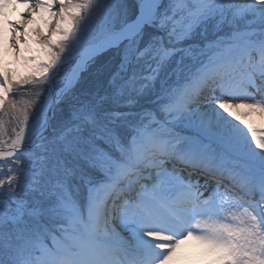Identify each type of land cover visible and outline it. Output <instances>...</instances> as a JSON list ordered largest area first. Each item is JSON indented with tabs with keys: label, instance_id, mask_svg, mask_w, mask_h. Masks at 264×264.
I'll return each instance as SVG.
<instances>
[{
	"label": "snow or ice",
	"instance_id": "6c2138e0",
	"mask_svg": "<svg viewBox=\"0 0 264 264\" xmlns=\"http://www.w3.org/2000/svg\"><path fill=\"white\" fill-rule=\"evenodd\" d=\"M14 5L0 264H264V0H0V45Z\"/></svg>",
	"mask_w": 264,
	"mask_h": 264
},
{
	"label": "rangeland",
	"instance_id": "374dc122",
	"mask_svg": "<svg viewBox=\"0 0 264 264\" xmlns=\"http://www.w3.org/2000/svg\"><path fill=\"white\" fill-rule=\"evenodd\" d=\"M20 7V5H17ZM17 7V8H18ZM8 15L6 14L5 17ZM46 18V17H45ZM6 19V18H5ZM4 21V20H3ZM21 25L24 24L23 19L21 20ZM53 23H55L53 21ZM36 27H44L42 22V17L40 16L37 20V23L35 26L30 27V30ZM47 31V29H45ZM29 47L32 49L31 55H40L38 46L35 43H29ZM7 51L3 53L2 49L0 48V64L4 66L6 69H13L20 73H26L31 70L32 66L29 65L28 68H24L21 65L17 64V56L18 54H13L14 56L7 57ZM108 57L107 55L97 57L95 63L91 64L89 68L82 72L81 75V87H86L88 84L96 79L97 75L101 73L103 70L104 65L107 63ZM73 66H69L67 71L70 73L73 70ZM141 107H151V104L146 105L145 103L139 102L137 105V109ZM185 262L193 263V264H209V258L204 255L203 249L197 244L195 241H188L185 245L181 247L180 250H178V254L176 257L175 264H182Z\"/></svg>",
	"mask_w": 264,
	"mask_h": 264
},
{
	"label": "bare ground",
	"instance_id": "6f19581e",
	"mask_svg": "<svg viewBox=\"0 0 264 264\" xmlns=\"http://www.w3.org/2000/svg\"><path fill=\"white\" fill-rule=\"evenodd\" d=\"M17 5H14L10 8L7 9L6 11V14L8 15L7 17L4 18V21H3V28H4V37H3V43L2 45H0V48L2 49L3 53H5V51H7V57H11V56H14L13 54H15L16 52L11 48L10 46V43H9V40L12 36V32L11 30L8 28V22H12V23H15L17 25H21V20H22V14L25 13L27 10L22 6L20 5V7H18ZM40 15L37 14L36 16V21L39 19ZM36 24H29L28 25V28L30 30V27H33L35 26ZM25 55H31L32 54V51L29 52L27 50V48L25 49V52H24ZM201 179V182H203V179Z\"/></svg>",
	"mask_w": 264,
	"mask_h": 264
},
{
	"label": "trees",
	"instance_id": "16d2710c",
	"mask_svg": "<svg viewBox=\"0 0 264 264\" xmlns=\"http://www.w3.org/2000/svg\"><path fill=\"white\" fill-rule=\"evenodd\" d=\"M143 102L146 103V102H148V101H146V100L143 99Z\"/></svg>",
	"mask_w": 264,
	"mask_h": 264
}]
</instances>
